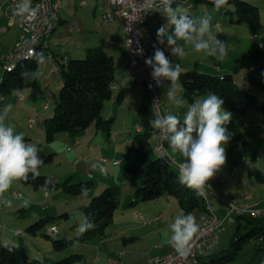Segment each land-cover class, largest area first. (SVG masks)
<instances>
[{
	"label": "rangeland",
	"instance_id": "rangeland-1",
	"mask_svg": "<svg viewBox=\"0 0 264 264\" xmlns=\"http://www.w3.org/2000/svg\"><path fill=\"white\" fill-rule=\"evenodd\" d=\"M83 1L90 2V0ZM180 1V3H175L173 7H175L176 4H182L188 13L193 16L201 15L204 6H207V10L212 13L213 28L216 29L215 32L218 38L221 41L227 42L228 45L227 56L220 62L212 57H205L202 52L192 51L190 46L186 45L184 41H181L185 53L182 65L183 71H190L198 68L200 70L214 72L221 71L224 73L225 71H231L234 73L235 57L237 54L245 53L254 43L264 52V48L259 46L260 43H264V35L251 37L246 30H239L237 33L228 31L229 35L226 37L221 38L219 36V34H221V28L215 27V23L218 22L219 24H223V26L225 24L229 25L230 15L227 13L234 12L232 7L229 6L226 9H222L220 12H215L213 11V6L201 4L197 2V0ZM246 1L257 6L261 11V16L264 17V0ZM62 3L63 9H60L59 15L64 19L62 26H68V29L65 28L63 31H60V35L62 34L64 38L62 45L55 43L53 45L55 51L60 50L59 54L71 51L74 46L80 43L79 41L84 39L90 42L96 40L109 48L114 38L121 37L120 32L117 30H113L110 34L104 33L102 30L105 24H102L103 19L101 20L100 18V5L104 3V0H98L99 7L96 16L92 14V6L80 7V0H63ZM3 13L4 11L0 9V28L5 29L4 31L0 30V58L2 55L5 56L8 54L10 50L16 46L17 42H20L22 36V31L19 27H8ZM161 25L162 24L156 23L154 27L158 29ZM244 26L248 27V25ZM169 29H171V26H169ZM67 37H69V42L67 41ZM238 40L237 46L233 47L232 42L237 43ZM42 52L44 60L39 65V71L36 70V77L39 76L37 81L41 89L38 96L36 98L34 97L32 88H24L21 89L19 94L15 92L11 96L3 98V100L0 99V108H3L7 104L13 106L9 113L7 123L14 125L17 133H23L27 143L36 144L40 148L41 151L39 154L44 160L43 165L39 169L40 175L51 176L60 183L68 179L71 180V183L92 181V193L96 196L100 195L103 190L107 188L105 185L108 183H115L122 178L127 181L129 178L127 170L130 163H134V158L128 154L127 150L136 135L135 127L139 122L138 110L142 103V99L135 95H131L132 92L128 93L122 105V110L124 108V111L127 112L126 115L123 112H119V106L114 108L116 115L115 121L113 122L114 127L119 129L120 132L124 128L131 131V134L127 135L124 141L119 144H115V139L118 137L121 138V136L114 137L115 139L112 138L108 143L102 135H100L93 140V144L90 147L87 141H82V144L77 146L75 140L72 138L76 136L69 133L60 134L55 140L48 141L45 119L54 116L55 107L59 103V91L63 85V79L62 67L60 64L57 63L58 73L53 70L54 67L49 62V52L46 50V46H44ZM86 55L87 53L76 59H84ZM121 57L122 54L117 53L116 61H119ZM1 63L2 61L0 59V78L4 73ZM116 74H121L119 66L117 67ZM236 80L241 88L248 89L252 95L257 96L264 104V91L254 88L246 77H242L239 74L236 75ZM165 85H170V83H166ZM165 92L166 88L162 89V87H158L162 115L172 113L178 115L182 120L187 111V104L177 108L164 97ZM177 93L179 96L183 97V91L179 92V90H177ZM149 94L144 96V102L150 111L152 121L158 117L156 113L159 114V110L157 107L155 109ZM21 96H23L22 99L19 98ZM164 99L166 100L165 103ZM110 100L111 99L107 100V106ZM45 105L48 106V109H44ZM130 108L134 110V113L130 112ZM166 108H168L169 111H166ZM110 110L113 112V108ZM33 117L37 118L31 122L30 118ZM231 120H235L239 126V130L246 134L247 146L241 143L232 149L231 142L226 146V166H224L214 178L220 180L223 176L230 174L235 168H240L241 171L234 180H224L219 186L218 193L228 194L231 198H242L244 195L252 194L255 195L256 199H258L257 197L260 195L264 197V183L260 182L255 174L248 175V168L252 164V156L246 151V147L248 150L254 151L256 154L254 165L264 175V111L250 109L245 116L232 115ZM168 152L178 162L184 161V158L179 153H172L170 148H168ZM99 157L106 158L107 161L100 163L97 160ZM155 157H158L156 153ZM78 158H82V160L77 163L76 160ZM87 158H89V160H87ZM115 161H119V163L116 164ZM101 166L105 170L103 173L99 170ZM173 169L177 170L174 166ZM134 187V182H128L122 186L119 194V208L115 212L113 222L105 229V235L101 239L94 238L85 242L74 239L79 233L78 227L80 223L85 222L84 208L88 203L86 205L83 203L84 197L75 198L69 196L62 187L47 191L35 190L30 186L24 185L21 181H14L8 191L4 193V196L0 197V199L7 198L12 201L11 207L0 205V225L4 228V234H7L16 247L20 249L24 248L31 258L40 260L42 264H53L54 262H58L74 254L83 255L85 258L84 262H79L77 264H85L87 260L93 261L94 257L98 255L102 257L104 248V245H101L102 241H105V244H107L105 249L108 254L110 253V255L119 257L125 247L124 236H122L121 233L132 224L131 220L127 219L126 216L129 214L128 203L131 194L133 193L134 195ZM19 194L22 198L31 201L30 205L22 210L25 217L17 213L15 201L19 198ZM206 194L211 204L214 206V211L220 212L222 218L226 217L227 202L211 196L208 190ZM171 207L173 206L168 205L165 213H170ZM260 210H264V208H260ZM144 211L149 213V215L158 213L157 210L149 208ZM66 212L69 214L68 218L65 217ZM191 214L194 217L198 215L196 211L191 212ZM46 217H51L52 221L37 235H33L27 231V228L32 223ZM174 218H170L166 224L163 226L160 225L161 227L154 225L149 230L153 235L152 244L149 246L146 243H142L144 246V249L141 250L142 252L140 251L134 256L122 257L123 264H138L144 259L154 256V253H159L158 248H155L154 245L156 242L169 244L171 235L169 225L173 222ZM53 226L57 232H52ZM18 229L23 231V235L16 234ZM235 229L236 226L234 224L225 223L224 229L219 234V250H217V254L226 251L230 247ZM67 233L73 236V244L57 250L54 247V241L67 240L68 238H65V234ZM47 236H49V238ZM99 247H101V249H99ZM227 264H259L258 258L255 257L253 241L246 242L236 259Z\"/></svg>",
	"mask_w": 264,
	"mask_h": 264
},
{
	"label": "trees",
	"instance_id": "trees-1",
	"mask_svg": "<svg viewBox=\"0 0 264 264\" xmlns=\"http://www.w3.org/2000/svg\"><path fill=\"white\" fill-rule=\"evenodd\" d=\"M197 2L212 6L211 0H197ZM229 6L235 9L234 12H228L230 24L261 25V13L257 6L246 0H229ZM40 49L39 46L36 52H39ZM59 64L62 67L63 85L59 91V103L55 107L54 116L45 119L47 140L53 141L63 133L78 136L91 126L107 133L110 132L113 120H105L103 111L107 100L113 97V89L116 87L117 66L114 58L102 48H92L88 50L84 59H65L59 61ZM38 67L37 57L34 56L31 60L20 61L12 72L4 70L0 80V97L11 96L16 89L32 88L36 98L41 92L38 81L34 80ZM262 73H264V52L257 45H253L243 55L236 58L234 73L219 76L195 69L183 71L178 82L182 87L183 97L188 103L194 99V93L199 92L200 95H203L211 91L224 99L223 107L232 115L245 116L250 109L264 111V104L248 89L239 86L236 75L246 77L254 88L264 91V75ZM130 84V86L123 87L115 97L119 103L124 100L128 90L132 87V83ZM138 116L140 131L136 133L127 150L128 154L134 158V164L128 168L127 173L132 178L139 180L140 185L129 202V206L134 207L141 202L155 201L170 195L178 201L181 211L185 214L197 211L201 215L207 208L205 200L203 196H197L193 190L177 181L179 170L168 152V141L164 155L157 151L159 132L152 126L150 111L146 104L140 105ZM226 127L233 133L230 141L232 149L241 143L247 146L246 134L239 130L235 120H231ZM155 136L158 137L156 145L153 140ZM25 142L27 143L26 139ZM246 149L247 153L252 156L248 175L255 174L259 181H264L263 173L254 165L256 154L254 151L248 150L247 147ZM155 153L158 157H155ZM173 166L178 171L173 169ZM46 178H51L52 181L47 185V190L62 187L69 196L75 198H86L92 193V181L71 183V180L68 179L60 183L51 176L40 175L35 180L29 179L27 182L21 181V183L35 190L47 191L41 187L45 184ZM82 186L87 189L86 195L82 194ZM119 194V187H107L100 195H92L84 208V216L85 223L93 222L94 227L74 239L81 242L94 238L101 239L105 235V229L113 222L115 212L119 208ZM20 212L21 210H19ZM51 221V217L41 218L32 223L27 231L37 235ZM233 224L236 229L230 247L218 254L212 252V256L209 259H202L200 264L232 262L248 241H253L255 257L258 258L259 264H264V216L257 218L250 215L239 216L236 217ZM47 237L49 238V236ZM72 244V239L54 241V247L57 250ZM81 261L82 255L74 254L53 264H77ZM0 264H42V262L31 258L24 248L15 247L9 252L0 246Z\"/></svg>",
	"mask_w": 264,
	"mask_h": 264
},
{
	"label": "clouds",
	"instance_id": "clouds-1",
	"mask_svg": "<svg viewBox=\"0 0 264 264\" xmlns=\"http://www.w3.org/2000/svg\"><path fill=\"white\" fill-rule=\"evenodd\" d=\"M175 3L176 0H150L147 5L148 10L160 12L166 23L157 29L153 55L145 58L144 63L152 69L151 78L155 81V86L166 88L164 97L177 108L187 104V111L182 120L178 115L168 113L155 118L151 123L168 141L171 152L179 153L184 158L183 162L176 163L179 184L193 190L197 196H204L211 188L209 181L226 166V146L233 136L226 125L231 121L232 113L223 107L224 99L211 91L203 95L194 93L191 103L179 96L177 81L182 74L181 65H174L164 48L157 45L166 46L171 55L176 57L184 54V46L178 43L184 41L192 51L202 52L205 57H212L220 62L227 56L228 45L213 30L212 13L207 10V6H204L201 15L192 16L182 4L173 7ZM211 3L215 12L229 7V0H211ZM232 10L235 11L234 8ZM38 12L39 6L33 7L32 0H19L14 8V15L20 22L35 18ZM131 43L129 40V47ZM259 46L264 48V43ZM133 52L143 55V47L138 44ZM33 55L37 57L39 66L44 60L43 52L33 50ZM38 79L39 76L34 80ZM164 81H170V85H165ZM20 91L21 89L15 90L17 94ZM12 107L7 104L0 108V197L4 196L14 181L37 179L44 163L39 154L40 148L36 144L26 143L24 134L17 133L14 125L7 123ZM99 170L102 173L105 171L102 166ZM51 182V178H46L42 189L47 190V185ZM81 191L82 194H87L86 187L82 186ZM30 203L26 199L22 206L28 207ZM0 205L11 207L12 201L0 199ZM93 227V222H81L78 231L82 234ZM169 229V243L180 257L187 258L191 254L190 242L199 230L195 217L181 211L169 225ZM0 246L9 252L16 247L9 239L0 240Z\"/></svg>",
	"mask_w": 264,
	"mask_h": 264
},
{
	"label": "crops",
	"instance_id": "crops-1",
	"mask_svg": "<svg viewBox=\"0 0 264 264\" xmlns=\"http://www.w3.org/2000/svg\"><path fill=\"white\" fill-rule=\"evenodd\" d=\"M0 1H1L0 2V9L3 10V8L1 6L4 3V0H0ZM79 6L80 7L92 6V14L94 16H96V13H97V10H98V7H99L98 0H90V2H88V1L86 2V1L80 0ZM61 9H63V3H62V6H61ZM105 9H108V4H107L106 0H104V3L100 5L101 15H102V13H103V11ZM260 13H261V11H260ZM101 15H100V18L102 20V16ZM3 17L6 20V18L4 16V13H3ZM59 18L60 19H59L58 23L56 24V28H55L54 33L43 43V46L39 50V52H40V51H42L44 49V46L47 47L46 50L49 52V62L54 67L53 70L58 73L57 63L59 64V61H64L65 59H76V58H79V57H82L83 55H85V53H87V51L89 49L102 48L105 52H107L109 55H111L114 58L116 66L117 67L119 66V68L121 69V74L120 75L115 74V86L116 87H115V89H113V97L109 101V105L105 106V109L103 111V118L105 120H113V122H114L115 121V117H116L115 112H114V108L116 106H119V110H120L119 112H121V113L123 112L126 115L127 112L124 111V108L122 110V105H123V101L125 100V98H126L128 93L132 92L131 95H135L138 98L142 99V103L145 104L144 96L146 94H149V93H148V91L146 89V86H145V84L143 82L137 83V84H132V87L128 90V93L126 94L124 100L121 103H119L117 101V99L115 98L123 87L131 85L130 81L127 78V76L124 74V71H125V69L127 67V64H128V58H127L126 53L124 51L123 31H122L120 23L119 22L105 23L102 20V24H105V26L102 28L104 33H109L110 34L113 30H117L121 34L120 38H114L113 39V42L110 44L109 48L105 47L101 42L99 43L96 40H93L92 42H90L89 40L84 39V40L79 41L80 43L78 45L74 46L71 51L59 54L60 50L55 51L53 45H54V43L62 45L64 38L62 37V34L60 35V31H63L65 28L68 29V26L67 27L66 26H62L63 23H64V19L62 17H60V15H59ZM165 22H166V19L160 13L153 20L152 25L154 27V24H156V23L157 24H165ZM244 25H247V24H238V25H233V24L226 25L225 24L223 26V24H219L218 22L215 23V27L221 28V34H219V36L221 38L228 36L229 35L228 31H232V32H236L237 33L239 30H246L250 34L251 37H257V36L264 35V17L263 16H261V25H259V26L248 25V27H246ZM225 27H226V29H225ZM69 30H72V29H69ZM213 30L216 31V29H214V28H213ZM239 40L237 41V43L236 42H232V46L233 47L237 46ZM67 41L69 42V37H67ZM179 43L182 44L181 41H179ZM254 45H255V43H254ZM117 53H121L122 54V57L120 58L119 61H116ZM243 54L244 53L237 54L236 57H235V60H236V58L240 57ZM50 56L52 57V59H50ZM2 57H3V55L1 56L0 59H2ZM183 58L184 57L180 58L176 62V64H180L181 65V68H182L183 61H184ZM198 70L201 71V72H204V73L214 74V75H219V76L224 75V74L232 73L231 71H225L223 73L221 71L214 72V71H208V70H200V69H198ZM185 71H187V70H185ZM182 72H183V70H182ZM1 78H2V76H1ZM1 78H0V80H1ZM166 83H170V81H164V84H166ZM181 88L182 87H181L180 83L177 81V90H179V92L183 91ZM162 89H165V88L162 87ZM19 98L22 99L23 96H21ZM0 99L3 100V97H1ZM165 102H166V100L164 99V103ZM112 108H113V112H111V110H110ZM44 109H48V106L45 105ZM166 111H169V109L166 108ZM130 112L134 113V110H132L130 108ZM36 118L37 117H33V118H30V119L31 120L32 119L36 120ZM138 124H139V122L137 123V125L135 127V132L136 133L139 132L137 130V128L139 127ZM245 124H247V123H245ZM104 133L106 134V136H105ZM130 134H131V131H129L127 128L126 129L124 128L120 132V130L115 128L113 123H112L110 132H108V133L106 131L102 130V129L96 128L95 126H91L87 131L83 132L82 134H80V135H78L76 137H72V138L75 140V143H76L77 146H80L82 144V141H87V144L90 147L93 144V140H95V138L99 137L100 135H102V137L108 143L111 141L112 138L121 136V138H119V137L117 139L114 138L115 142H116L115 144H119V143L124 141V138L127 135H130ZM157 138H158L157 136H155L153 138L155 145L157 143ZM101 158L102 157L97 158V160L100 163L102 162L100 160ZM83 159H85V158H83ZM104 159H106V158H104ZM81 160H82V158H78L76 160V162L78 163ZM87 160H89V158H87ZM106 161H107V159H106ZM133 164L134 163L131 162L130 165H129V168ZM240 171H241L240 168H235V169L232 170V172L230 174H227V175L223 176L220 180L213 178L212 179V184H213L214 188L217 190V192L219 190L220 184H222L224 180H227V181L234 180L236 178V176L240 173ZM128 177L129 178H128L127 181H125V179L122 178V179L117 180L115 183H108L105 186L106 187H119L120 191H121V188H122V186L124 184H127L128 182H134L135 183L134 190L136 191V189L140 185L139 180H137V179L132 180L134 178H132L131 176H128ZM260 182L264 183V181H260ZM135 191H134V193H135ZM92 195H94V193H91L88 197L84 198L83 203L85 205L87 204V202L89 201V199H90V197ZM211 196H213V195H211ZM133 197H134V195L132 193L129 202L133 199ZM242 198H245L247 202L249 201L250 203L257 204V208H259V209L260 208H264V197H262L261 195L257 197L258 199H256L254 194H252V195H244ZM24 200H26V199L22 198L21 195L19 194V198L15 201L17 213L20 216H23V217H25L23 212H22V210L25 209V207L22 206ZM177 203H178V201L175 198H173L170 195H166V196H163V197H161V198H159L158 200H155V201L141 202V203L137 204L134 207L128 206L129 214L126 217H127V219L131 220L132 224L129 225L130 227L125 228L122 231V233H121V235L124 236V245H125V247L123 248V251L121 252L119 257L121 259H123L122 257H129V256H134V255L138 254L142 249H144V246L142 245V243H144V244L146 243V244H148L150 246V244H152L151 242H152V239H153V235H152V232H150L149 230L154 225L158 226V227L160 225L163 226L164 224H166L168 222V220L170 218H174L177 215H179L181 213V208L179 206V203L178 204ZM168 205H171L173 207H171V212L170 213H165V210H166ZM147 208L153 209V210H157L158 213H156L154 215H149V213H146L144 211ZM19 210H21L20 213H19ZM197 213H198V215H197V217H195L196 223L198 222L199 217H200V213L199 212H197ZM216 214H217V216H219L220 219H223L222 216L220 215V212H216ZM65 217L66 218L69 217V214L67 212L65 213ZM2 229H3V234L0 237V240H4V239H9L10 240V238L7 236V234L6 235L4 234V228H2ZM18 230H21V229H18ZM80 234L81 233L79 232L78 235H76V237L79 236ZM65 236H66L65 238H68V239H72L73 238V236L70 233L69 234L68 233L65 234ZM101 245L102 246L104 245V248H103V251H102L103 252L102 253V257H101V255H98L97 257H94L93 261L92 260L91 261L87 260L85 262V264H106L108 257L115 256V255H110V253L109 254L107 253V250L105 249L107 244H105V241H102ZM154 245H155V248H158V252H159L157 254L154 253V256L165 255V254H168V253L173 252L175 250L171 246L170 243L166 244V243L156 242ZM101 247H99V249H101ZM217 250H219L218 246L215 248V250L213 252L217 253ZM149 258H151V257H148V258L144 259L141 263H138V264H147V261H148ZM84 261H85V258L82 255V261L81 262H84ZM128 264H132V263H128ZM133 264H137V263H133Z\"/></svg>",
	"mask_w": 264,
	"mask_h": 264
},
{
	"label": "built area",
	"instance_id": "built-area-1",
	"mask_svg": "<svg viewBox=\"0 0 264 264\" xmlns=\"http://www.w3.org/2000/svg\"><path fill=\"white\" fill-rule=\"evenodd\" d=\"M180 0H176L178 3ZM19 0H4L2 8L4 16L7 20L8 27L17 26L22 31L20 42L16 44L14 48L10 50L8 54L2 57L3 70L7 67L14 66L18 62V57L24 56L29 50H37L43 43L54 33L56 24L59 21V11L62 6V0H32V6H39V12L37 15V28L35 33H27V26L29 23L25 21H19V18L14 15V8ZM108 4L107 22H119L123 31V43L132 41L131 48L136 49L138 44L143 47V55H136L133 52V56H142L143 61L145 58L153 55L154 49L152 42H146L144 33H137L136 20L138 16H145L146 28L145 30L153 31V20L160 12L147 13V5L150 0H106ZM1 31L5 29L0 28ZM138 42V44H137ZM159 47V46H158ZM47 48V47H46ZM165 50V54L175 65L176 62L184 56H172L170 51L166 47H162ZM50 59L52 57L50 56ZM152 69L146 66V70L136 71L133 59L128 62L124 71L125 75H129L130 83L137 84L143 82L148 92H153V99L156 106L160 107L161 100L158 92H156L155 81L151 78ZM151 85V87H150ZM161 112V109H160ZM162 116V112H161ZM34 120L32 119L31 122ZM140 130V127L137 128ZM167 140L161 136L160 149L166 152ZM102 162L106 159L101 158ZM174 162L179 163L176 159ZM116 164L119 161H115ZM210 194L218 199H222L227 202V215L225 218H211L204 219L198 222L199 230L194 235L190 242L191 254L187 258H182L174 250L165 255L153 256L148 259L147 264H200L202 259H209L212 254H209V247L218 246L219 241H215V234H220L223 230L225 223H234L236 217L248 215L249 212H258L261 215L264 214V210L257 208V204L250 203L240 204V198H231L228 194H219L217 190L211 185L208 190ZM52 232H57L53 227ZM3 234L2 226L0 225V237ZM16 234H23L22 230H17ZM106 264H123L120 257L112 256L107 258Z\"/></svg>",
	"mask_w": 264,
	"mask_h": 264
},
{
	"label": "bare ground",
	"instance_id": "bare-ground-1",
	"mask_svg": "<svg viewBox=\"0 0 264 264\" xmlns=\"http://www.w3.org/2000/svg\"><path fill=\"white\" fill-rule=\"evenodd\" d=\"M134 1H141V0H134ZM33 7H36V6H33ZM154 12L155 11H151V10L147 9V13H154ZM107 15H108V9H105L103 14H102V19H103V21L105 23H111V22H107ZM36 18H37V16L35 18H31V19H26L25 20L26 23H29L28 26H27V33H35V30L37 28V19ZM145 28H146V18H145V16H138V18L136 20V31H137V33H144L145 41L146 42H152V44H154L156 42V31H157V29H155L153 27V31H151V30H145ZM179 44L182 45L181 43H179ZM123 45H124V50H125V52L127 54L129 62H131L132 59H133V64L135 65L136 71L146 70V65H145V63L143 61V57L142 56H133V48H131V46L129 47L127 43H123ZM157 46L166 47V46H162V45H157ZM33 57H34L33 50H29V52H27L24 56L18 57V62L14 66L7 67L4 70L7 71V72H12L13 70H15V68L17 67V64L20 61H23V60H27L28 61V60H31ZM126 76L129 77V75H126ZM129 81H130V79H129ZM156 92H158V87H156ZM149 93H150V96L152 98V102H153V104L155 106V109L157 107L158 110H159V114L156 113L157 116L159 117V116H161L160 107L156 106V104H155V101L153 99V92H149ZM158 140H159V143H157L158 144L157 151L161 155H164L166 152H164V151H162L160 149V143H161V135L160 134H159V139ZM173 163L176 165V162L173 161ZM209 184L213 185L212 184V180L209 181ZM203 198L205 200L207 208H206V211L203 212L200 215L198 222H200L201 220H204V219H209V216L211 218H218L219 216H217L216 212L214 211V208H213V206H212V204H211V202H210V200L208 198V195L205 194L203 196ZM240 204H248V203L246 202V199L240 198ZM248 215L253 216L255 218L264 216V214L261 215V213H258V212H249ZM198 222H197V224H198ZM215 241H219V234H215ZM216 247L217 246L209 247V254H212V252L215 250Z\"/></svg>",
	"mask_w": 264,
	"mask_h": 264
}]
</instances>
